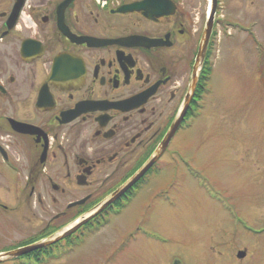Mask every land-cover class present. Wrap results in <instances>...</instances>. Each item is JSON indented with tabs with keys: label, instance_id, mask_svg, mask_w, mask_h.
Listing matches in <instances>:
<instances>
[{
	"label": "flooded vegetation",
	"instance_id": "af4514ba",
	"mask_svg": "<svg viewBox=\"0 0 264 264\" xmlns=\"http://www.w3.org/2000/svg\"><path fill=\"white\" fill-rule=\"evenodd\" d=\"M206 14L203 0H0V255L33 248L0 264L57 261L110 224L150 177L164 172L172 185L145 214H152V204L169 203L170 192L178 197L175 184L196 180L195 194L218 204L227 220L228 227H217L225 232L214 242L223 248L219 256L239 223L254 238L253 263L264 264V151L256 152L253 138L250 148L239 140L228 154L254 181L249 225L222 187L215 194L195 172L193 156L185 152L190 143L181 141L210 105L220 20L213 21L200 58ZM211 114L206 126L218 123L223 136L237 139L238 123L227 110ZM88 217L75 233L52 243ZM141 228L130 235H144ZM235 250L234 259L209 262L200 255L185 262L171 255L170 264L248 260L246 249Z\"/></svg>",
	"mask_w": 264,
	"mask_h": 264
},
{
	"label": "rangeland",
	"instance_id": "374dc122",
	"mask_svg": "<svg viewBox=\"0 0 264 264\" xmlns=\"http://www.w3.org/2000/svg\"><path fill=\"white\" fill-rule=\"evenodd\" d=\"M203 2L207 13L209 0ZM214 20L220 21L211 58L210 105L181 141L190 143L185 152L193 156L195 172L215 194L221 193L222 187L224 198L241 214L242 221L252 225L254 181L246 169L238 170L242 167L235 155L228 154L236 141L248 147L253 138L256 152L264 151V0H218ZM224 110L231 115L230 121L238 123L237 132L234 130L238 140L235 134L223 136L218 123L206 126L207 113L212 117L211 113L218 115ZM224 129L229 130V125ZM171 177L170 172L150 177L138 198L121 208L110 224L96 229L71 253L50 264H170L171 255L185 262H196L201 255L212 262L225 256L234 259L238 248L246 249L249 256L243 264H254V238L239 223L233 231L237 233L226 236V254L219 256L223 248L214 242L225 232L217 227H228L227 220L218 204L195 194L196 180L191 185L175 184L178 197L170 192L169 203L159 201L152 204V214L143 212L172 185ZM136 226L142 227L144 235H130ZM151 233L154 236L149 237Z\"/></svg>",
	"mask_w": 264,
	"mask_h": 264
},
{
	"label": "water",
	"instance_id": "95a60500",
	"mask_svg": "<svg viewBox=\"0 0 264 264\" xmlns=\"http://www.w3.org/2000/svg\"><path fill=\"white\" fill-rule=\"evenodd\" d=\"M216 6H217V0H211V5H210V12H209V16L207 18V21H206V25H205V29H204V33H203V38H202V47H201V55H200V58L203 56V53H204V49H205V46L207 44V41H208V38H209V35L211 33V29H212V24H213V20H214V14H215V9H216ZM154 159L153 158L151 161H150V164L152 162H154ZM146 171L145 170H141L140 172H138L124 187H122L118 193L114 196V197H111L110 199H108L106 202L102 203L98 210H103L105 209L115 198H117L120 194H122L126 189H128L134 182H136L140 177L141 175ZM90 218H82L80 219L77 223H75L71 228H69L67 231L63 232L62 234H59L58 236H56L53 240H52V243L54 242H57V241H60L61 239L69 236L70 234H72L74 231H76L80 226H82L83 224H85ZM33 248H27V249H23V250H19V251H16V252H9L7 254H4V255H0V262L2 261V259H10V258H15L17 256H20L22 254H25L29 251H31ZM35 249V248H34ZM244 256V253L243 252H240L238 253V258H241ZM174 264H180L178 261L175 262Z\"/></svg>",
	"mask_w": 264,
	"mask_h": 264
},
{
	"label": "trees",
	"instance_id": "16d2710c",
	"mask_svg": "<svg viewBox=\"0 0 264 264\" xmlns=\"http://www.w3.org/2000/svg\"><path fill=\"white\" fill-rule=\"evenodd\" d=\"M214 44V43H213ZM211 65H212V62H211ZM210 72H212V67L210 66Z\"/></svg>",
	"mask_w": 264,
	"mask_h": 264
}]
</instances>
